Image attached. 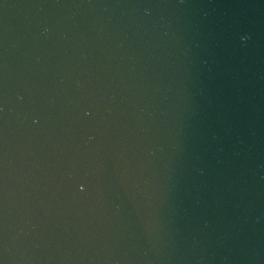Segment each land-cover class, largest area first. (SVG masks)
<instances>
[{
    "label": "water",
    "instance_id": "1",
    "mask_svg": "<svg viewBox=\"0 0 264 264\" xmlns=\"http://www.w3.org/2000/svg\"><path fill=\"white\" fill-rule=\"evenodd\" d=\"M2 264H264V0H0Z\"/></svg>",
    "mask_w": 264,
    "mask_h": 264
},
{
    "label": "snow or ice",
    "instance_id": "2",
    "mask_svg": "<svg viewBox=\"0 0 264 264\" xmlns=\"http://www.w3.org/2000/svg\"><path fill=\"white\" fill-rule=\"evenodd\" d=\"M0 264H2V262H0Z\"/></svg>",
    "mask_w": 264,
    "mask_h": 264
}]
</instances>
